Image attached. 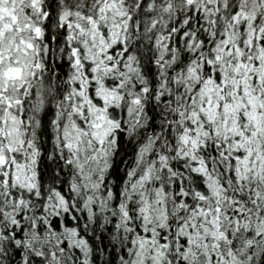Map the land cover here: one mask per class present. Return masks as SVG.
Here are the masks:
<instances>
[{
	"label": "snow or ice",
	"instance_id": "6c2138e0",
	"mask_svg": "<svg viewBox=\"0 0 264 264\" xmlns=\"http://www.w3.org/2000/svg\"><path fill=\"white\" fill-rule=\"evenodd\" d=\"M0 264H264V0H0Z\"/></svg>",
	"mask_w": 264,
	"mask_h": 264
}]
</instances>
